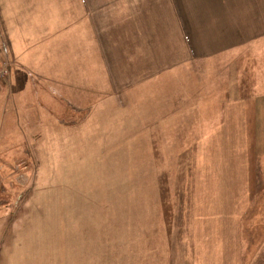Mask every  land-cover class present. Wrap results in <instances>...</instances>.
<instances>
[{"label":"crops","instance_id":"obj_1","mask_svg":"<svg viewBox=\"0 0 264 264\" xmlns=\"http://www.w3.org/2000/svg\"><path fill=\"white\" fill-rule=\"evenodd\" d=\"M0 37V63L11 67L0 82V129L6 128L8 139H38V124L68 114L64 101L99 105L126 97L131 105L121 108L134 112V122L146 109L162 116L163 130H186L185 144L195 145L197 175L206 143L237 140V113L244 124L239 139L262 138L264 157V0H0ZM235 58L233 75L225 63ZM123 123L124 133L133 132ZM197 128L199 133L188 132ZM1 164L2 201L18 170L16 163ZM246 174L250 184V165ZM232 182L238 188L237 176ZM196 189L193 264H217L213 259L220 254L218 264H264V258H243L250 246L236 245L234 253L243 255L232 261L228 245H215L228 240L227 228L220 218L214 231L207 185L205 200L203 187ZM261 250L264 243L255 245L256 253ZM13 262L7 263L39 264Z\"/></svg>","mask_w":264,"mask_h":264},{"label":"rangeland","instance_id":"obj_2","mask_svg":"<svg viewBox=\"0 0 264 264\" xmlns=\"http://www.w3.org/2000/svg\"><path fill=\"white\" fill-rule=\"evenodd\" d=\"M225 64L238 73L237 58ZM122 100L64 101L68 114L38 124L36 140L8 139L6 128L0 129V150L9 146L0 167L16 163L18 170L13 190L0 200V263L193 264L197 185H207L214 231L220 218L227 228L228 240H214L215 245H228L232 261L241 254L234 253L236 245L250 246L245 260L264 258V250L254 251L264 243L263 139H239L244 124L237 109L232 125L237 140L206 143L197 175L195 145L185 144L186 130H163L162 116L146 109L134 122V112L122 109L130 99ZM121 120L133 132L124 133ZM222 257L213 260L222 263Z\"/></svg>","mask_w":264,"mask_h":264},{"label":"built area","instance_id":"obj_3","mask_svg":"<svg viewBox=\"0 0 264 264\" xmlns=\"http://www.w3.org/2000/svg\"><path fill=\"white\" fill-rule=\"evenodd\" d=\"M11 67L9 63H0V82L7 79L10 75Z\"/></svg>","mask_w":264,"mask_h":264}]
</instances>
